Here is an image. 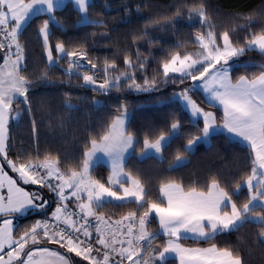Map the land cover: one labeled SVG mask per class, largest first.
<instances>
[{
  "label": "snow or ice",
  "instance_id": "6c2138e0",
  "mask_svg": "<svg viewBox=\"0 0 264 264\" xmlns=\"http://www.w3.org/2000/svg\"><path fill=\"white\" fill-rule=\"evenodd\" d=\"M65 6V0H0V264H170V256L178 264H248L237 246H193L185 241H212L254 222L260 225L257 241L264 246V4L247 14L230 13L232 24L221 31L203 0H180L170 6L174 10L144 18L143 28L133 31L132 47L123 50V68L115 52L102 63L99 57L94 62L86 37L53 41L54 30L67 32L65 20L56 15ZM146 6L150 5L137 3L135 11ZM74 8L79 18L73 27L108 29L93 44L112 43L108 21L90 14L94 0H74ZM123 10L129 13L122 17L127 24L132 8L126 0ZM42 16L47 18L40 19L35 30L42 38L46 63L30 71L27 41L21 37ZM181 21L195 28L193 39L176 41L162 59H156L150 47L146 54L142 51L140 41L159 44L160 38L152 33L176 32ZM190 43L197 47L190 49ZM250 51H258L261 62L240 60ZM148 57L156 59L162 71L157 67L150 73ZM57 68L67 80H53ZM73 77L76 88L105 97L93 96V108L115 114L100 131L87 133L78 157L41 152L38 137L30 152L13 155L11 119L28 115L33 134L38 132L34 86L72 88ZM169 86L171 94L156 103L174 104L176 110L158 134L146 133L142 141L131 128L134 113L129 102L117 96L115 104L108 103L113 89L154 93ZM63 95L65 108L78 107L71 92ZM213 136L242 141L248 149L247 163L230 177L217 171L203 184L165 177L153 196L150 180L127 168L128 156L137 148L141 158L155 153L163 162L171 142L182 139L185 143L169 162L171 171L189 162L196 147L210 144ZM104 158L110 165L106 179L94 175ZM245 187L247 196L240 203ZM109 204L135 207L116 218L101 211ZM30 215L39 218L19 222ZM155 221L159 227L152 230ZM161 237L166 239L154 247ZM72 253L82 260L76 261Z\"/></svg>",
  "mask_w": 264,
  "mask_h": 264
},
{
  "label": "trees",
  "instance_id": "16d2710c",
  "mask_svg": "<svg viewBox=\"0 0 264 264\" xmlns=\"http://www.w3.org/2000/svg\"><path fill=\"white\" fill-rule=\"evenodd\" d=\"M124 2L125 0H94V8L90 10L93 18H104L108 21V27L112 29L111 37H109L112 43L105 41L93 44V39L99 40V34L108 29L96 28L91 25L81 26L78 29L73 27L79 18V14L71 2L66 3L65 8L56 13L58 17L65 20L67 32H61L58 29L54 30L56 31V36L53 37V41L57 38L75 40L77 37H86L88 39V49L94 62L96 57H99L102 63L105 56H111L115 52L119 56L118 63H121V67L123 68V50L126 47H132L131 35L133 31L143 28L144 18L157 14L164 15L174 10L170 6L180 2V0H126L132 8L129 23L127 24L122 22V17L129 16V13L123 10ZM197 2H200V0H197ZM203 2L221 31L225 27L231 26L233 18L229 15L230 13L242 12L247 14L264 4V0H203ZM137 3H144L150 6L143 7L137 13L135 11ZM98 13H103L104 15L101 17L98 16ZM46 18V16L37 18L21 37L22 41H27L30 71L37 67L42 68L46 63V55L42 48V38L37 35L35 30L39 20ZM177 28L178 31L176 32H173L171 29L166 31L156 29L152 34L160 38V43L149 46L144 41H140L139 44L142 51L146 54L150 47L155 58L162 59L165 55L164 50L174 45L176 41L194 38L195 28L189 27L188 22L181 21L177 25ZM93 32L97 34L96 37L90 35ZM188 47L193 49L197 46L190 43ZM148 58L151 61L150 73L152 69L157 67H160L162 71V65H158L156 59H153V57ZM249 58L255 59L258 63L262 59L258 51H250L242 56L240 60L246 61ZM62 66L66 67V61L62 62ZM240 71L242 72L243 69ZM51 75L53 80L56 81L68 79L59 68L53 71ZM98 75L103 78L102 73H98ZM72 79V88H69L66 84L49 86L37 83L34 86L32 104L33 112L38 121V132L33 134L28 115H24L19 121L15 118L11 119L12 148L10 152L13 155L21 150L30 152L36 144L38 137L41 152L51 150L54 152L58 151L62 156L67 154L69 157H78L81 151V144L85 141L87 133L93 130L100 131L105 121L115 114L114 112H109L107 109L97 110L93 108L91 104L93 96L97 99H105V97L92 92L90 89L76 88V78L73 77ZM172 91L173 88L171 86L162 88L161 91L154 93H136L128 91L126 88L117 92L113 89V99H110L108 103L115 104L117 102L115 97L117 96L129 102V108L134 113L131 118V128L139 134L142 141L144 134H158V129L164 125L166 120H170V114L176 110V105L168 102L157 104L156 101L158 99H166ZM65 92L72 93V103L78 105L76 109L70 111L63 106L65 99L63 94ZM80 97H84L85 99L82 100ZM200 99L202 100L203 97L200 96ZM220 114L222 113H218V115ZM61 121H63V127H60ZM183 143L185 141L182 139L173 140L171 147L167 148L164 153L166 159L163 162L155 157L139 160V149L137 148V151L128 157L127 168L133 172L141 173L143 177L150 180L152 194L156 196L158 195L159 182L165 177L178 179L185 184L197 181L203 184L210 177V174L219 171L222 176L230 177L237 166L247 163L246 154L248 153V149L244 144L237 141L230 142L224 136H213L208 146L201 143L196 147L194 153L190 154L189 162L169 171V162L172 160L177 147ZM247 170H250V166ZM109 173V169L103 164H98L94 171V175L102 179H106ZM246 196L247 191L242 189L238 196V202L242 203ZM52 207H54V204ZM132 207H135V205L117 206L109 204L106 205L105 209H101V211H107L109 216L118 218ZM36 218L39 217L30 215L20 219L19 222L24 224ZM259 228V224L249 222L238 231L223 233L212 241H185V243L193 246H208L210 243L223 246L227 243L239 247L248 264H264V246H261L257 241ZM151 229H158L157 221L152 223ZM165 239L166 237H161L160 241L154 243V246H158ZM71 256L77 261L82 260L81 257L75 256L74 253ZM169 262L170 264H178L174 259H169Z\"/></svg>",
  "mask_w": 264,
  "mask_h": 264
},
{
  "label": "crops",
  "instance_id": "0c3cea01",
  "mask_svg": "<svg viewBox=\"0 0 264 264\" xmlns=\"http://www.w3.org/2000/svg\"><path fill=\"white\" fill-rule=\"evenodd\" d=\"M68 2H71V3L73 4V6H74V0H65V5H66V3H68ZM0 63H2V62H0ZM237 142L244 144L242 141H238V140H237ZM202 144H204L205 146H208V145H209L208 142H202ZM129 156H130V155H129ZM129 156H128V157H129ZM148 157H155L156 159H159V158L156 156L155 153H152V154L149 155ZM145 158H147V157H145ZM145 158H141V157H140V154L138 155V159H139V160H143V159H145ZM159 160H160V159H159ZM98 164H103L105 167H107V168L109 169V172H110V165H109V162L107 161L106 158H104V159H102L101 161H99ZM185 164H186V163H182L181 166H183V165H185ZM179 167H180V166H179ZM244 189L247 191L246 187H245ZM253 223H254V222H253ZM157 224H158V221H157ZM255 224H256V223H255ZM158 227H159V225H158ZM204 247H206V246H204ZM169 259H174V260H176L174 256H170ZM177 263H178V261H177Z\"/></svg>",
  "mask_w": 264,
  "mask_h": 264
},
{
  "label": "rangeland",
  "instance_id": "374dc122",
  "mask_svg": "<svg viewBox=\"0 0 264 264\" xmlns=\"http://www.w3.org/2000/svg\"><path fill=\"white\" fill-rule=\"evenodd\" d=\"M1 59V62H3L2 61V58H0ZM11 174V173H10ZM34 187H38V186H34ZM154 246V245H153ZM155 247V246H154ZM74 255L76 256V254L74 253ZM77 261V260H76ZM85 264H87V262H85Z\"/></svg>",
  "mask_w": 264,
  "mask_h": 264
},
{
  "label": "built area",
  "instance_id": "2783aa9c",
  "mask_svg": "<svg viewBox=\"0 0 264 264\" xmlns=\"http://www.w3.org/2000/svg\"><path fill=\"white\" fill-rule=\"evenodd\" d=\"M54 207H55V205H54Z\"/></svg>",
  "mask_w": 264,
  "mask_h": 264
}]
</instances>
